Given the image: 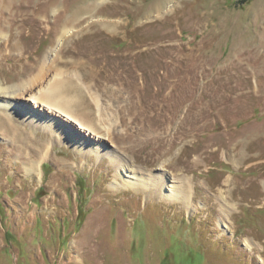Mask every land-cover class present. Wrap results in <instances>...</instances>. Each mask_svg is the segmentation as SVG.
<instances>
[{"label": "rangeland", "instance_id": "1", "mask_svg": "<svg viewBox=\"0 0 264 264\" xmlns=\"http://www.w3.org/2000/svg\"><path fill=\"white\" fill-rule=\"evenodd\" d=\"M1 47L73 118L0 103V264H264V0H0Z\"/></svg>", "mask_w": 264, "mask_h": 264}, {"label": "bare ground", "instance_id": "2", "mask_svg": "<svg viewBox=\"0 0 264 264\" xmlns=\"http://www.w3.org/2000/svg\"><path fill=\"white\" fill-rule=\"evenodd\" d=\"M10 37L11 35L9 34V36L6 38V40L4 41V45L5 47H9L11 46V42H10ZM2 41V42H3ZM16 45V44H14ZM2 49V47L0 48ZM24 49V48H23ZM22 50V49H21ZM23 51V50H22ZM20 51V52H22ZM24 52V51H23ZM4 54V53H3ZM23 54V53H22ZM6 56V55H5ZM49 57H45V59L41 62V64H38L40 65L38 67V71L33 74V75H30L28 76L29 78H26V79H22L20 81H18L16 84H12V85H9V86H2L3 82L0 80V100L2 103V101L5 102L4 106L5 108H8L9 106H11L13 109H17L19 108L20 109V106L18 105H15L13 103V99L17 98V96L19 95H29L28 97L29 98H32V100H30V102H32L34 105L32 107V116H28L27 119H29V122H32V121H36L37 122V119H40L42 121L45 122V124L41 123V126L43 130H45L46 128L50 127L49 124L51 125H54L55 127L52 129V132H56V134H63V139H67V132H65V128L67 127L66 124H64V126H60L58 125V121L55 120L56 118H54V116L56 117L57 114L59 115H62V116H65L66 119L72 121V118H73V114L71 113V111L69 110L68 108V104L71 103V99H67L66 97H64L61 92L63 90V87L65 86L64 84L67 82V77L65 75H62L63 74V71L62 69H58L57 71L53 72L50 74V76L48 77V73H46V70H44V67L47 63V60H48ZM51 60V59H50ZM33 61V60H32ZM55 63V62H54ZM53 63V64H54ZM57 64V63H56ZM55 66V64L53 65ZM56 67V66H55ZM54 68V67H53ZM57 68V67H56ZM55 68V69H56ZM36 69V68H35ZM64 70V69H63ZM24 71V70H23ZM77 71V70H76ZM49 72V71H48ZM67 72V71H66ZM78 72V71H77ZM76 74V73H75ZM80 74V72L78 73V75ZM74 75V74H72ZM47 76V77H46ZM75 76V75H74ZM82 77V76H81ZM71 81V80H70ZM69 81V83H70ZM73 81V80H72ZM87 83V82H86ZM86 87V86H85ZM92 88V87H91ZM89 90H92L89 88ZM89 92V91H88ZM66 93V92H65ZM64 93V94H65ZM94 93V92H93ZM67 96V95H66ZM93 99L95 100L96 104L98 105V96H96V94L92 95ZM28 98V99H29ZM76 99V98H75ZM18 100V98L16 99ZM76 101V100H75ZM79 102V101H78ZM94 102V103H95ZM76 103V102H75ZM3 104V103H2ZM12 104V105H10ZM42 106V108L44 107L43 112H40L38 113V111L36 109H38V106ZM71 105V104H70ZM69 105V106H70ZM74 106V105H73ZM72 106V107H73ZM100 106V104H99ZM36 107V109H35ZM101 107H99L98 109L100 110ZM10 109V108H9ZM21 111V110H20ZM23 112V111H22ZM52 113L53 116L51 115H47ZM47 113V114H46ZM58 115V116H59ZM22 116V115H21ZM51 116V117H50ZM3 117V116H2ZM36 117V118H35ZM58 118V117H57ZM51 119V120H49ZM62 119V118H61ZM67 120V121H68ZM104 121V120H103ZM41 122V121H40ZM61 122V121H60ZM39 123V122H38ZM66 123V122H65ZM74 123H76L78 125L79 128H85L87 131H92L93 133H96V130L95 128L93 127H89V125H87V123H84V121H80V120H75ZM89 124V123H88ZM3 125V124H2ZM33 125V124H32ZM62 125V124H61ZM76 125V126H77ZM69 126V125H68ZM75 127V126H73ZM57 131H54L56 130ZM77 130V129H76ZM106 130V129H105ZM81 131V130H80ZM108 133L107 134H98L97 133V136L95 137L94 136V140H96L97 142H102V141H105L107 136L105 135H108V140H112L114 141L113 139H111V133L109 131V127H107V130H106ZM99 132H102V131H99ZM91 133V132H90ZM89 133V134H90ZM92 135V134H91ZM105 136V137H103ZM114 136V135H112ZM75 137V136H74ZM119 138V137H118ZM115 139V138H114ZM71 140V139H70ZM69 140V141H70ZM107 141V140H106ZM111 141V142H112ZM110 142V141H109ZM79 143V142H78ZM114 143V142H113ZM118 143V142H117ZM79 145V144H78ZM82 145V144H81ZM83 146V145H82ZM100 146V145H99ZM135 146V145H134ZM78 147V146H77ZM82 149V148H81ZM80 149V152H82ZM95 149V148H94ZM48 150V149H47ZM46 150V152H47ZM76 150V149H75ZM98 150V149H97ZM132 150V149H131ZM41 151V150H40ZM39 151V152H40ZM45 151V150H44ZM49 151V150H48ZM89 152V151H88ZM87 153V152H86ZM97 153H99L97 151ZM157 153V152H156ZM115 154V153H114ZM36 158V157H35ZM149 158V157H148ZM32 160V159H30ZM41 160V159H40ZM112 160V159H111ZM153 160V159H152ZM42 161V160H41ZM26 162V161H25ZM40 162V161H39ZM114 165H122L123 168H127V166L129 167V164L128 162L123 158L120 157V155H115L114 157V161H112ZM38 165V161L33 163V161H29L26 163V170L27 171H31V170H35L37 169ZM127 165V166H126ZM146 167V166H145ZM130 168V167H129ZM140 169V168H139ZM135 170H133V173H134ZM136 172V171H135ZM140 172V171H139ZM135 174V173H134ZM141 177L140 178H137L138 180H140L142 182V185L144 188H150L152 185L155 189L159 188L158 189V192L159 190L164 186V175L161 176H156V175H149L148 178L146 177H143V173L140 174ZM122 178L124 179V177L122 176ZM167 179V178H166ZM125 180V179H124ZM163 180V181H162ZM134 182V181H133ZM186 183V182H185ZM181 184H184V183H181ZM187 185L189 183H186ZM127 185V184H126ZM137 187L141 186L140 183H136ZM171 189L169 188V190L171 191L172 195H171V198L172 200L174 198H180V194H181V190L178 191V185H170ZM190 186V184H189ZM188 186V187H189ZM181 187V186H180ZM191 188V187H189ZM186 190V189H185ZM188 191V190H187ZM153 192V191H152ZM180 193V194H179ZM187 194V193H186ZM187 198V197H186Z\"/></svg>", "mask_w": 264, "mask_h": 264}]
</instances>
